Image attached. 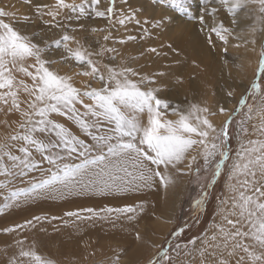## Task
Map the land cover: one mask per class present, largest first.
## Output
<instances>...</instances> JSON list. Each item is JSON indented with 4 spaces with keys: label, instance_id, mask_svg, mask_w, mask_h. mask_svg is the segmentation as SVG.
I'll list each match as a JSON object with an SVG mask.
<instances>
[{
    "label": "snow or ice",
    "instance_id": "1",
    "mask_svg": "<svg viewBox=\"0 0 264 264\" xmlns=\"http://www.w3.org/2000/svg\"><path fill=\"white\" fill-rule=\"evenodd\" d=\"M24 2L47 30L55 29L59 36L41 43L36 32L27 34L14 26L21 21L32 24L30 15L17 17L16 12L0 8V114L5 116L0 124L11 129L0 137V192L7 191L0 213L41 199L141 192L156 184L168 188L185 173L195 174L199 182L202 169L214 182L227 167L226 186L217 197L210 227L187 241H180L185 228L176 229L171 235L180 242L154 245L157 251L143 264H264V0H203L195 13L185 0H170L175 12L162 10L151 19L141 18L142 9L117 7L116 0H108L106 6L101 0ZM124 3L128 5V0ZM220 9L232 17V25L238 23L240 12L251 23L237 32L217 19ZM178 12L199 25L210 48L216 47L213 34L223 43L225 65L230 38L237 41L233 47L251 44L256 53V37L262 34L253 79L236 107L218 105V113L225 117L219 126L210 118L217 112L206 103L181 106L161 98L164 72H144L132 66L133 58L114 63L121 54L109 42L125 45L138 38L139 34L129 32V25L140 29L143 40L152 36V30L166 27L165 21H172ZM82 18L106 21L105 26L90 29L93 34L103 33L93 41L96 48L75 35L87 31ZM246 33L250 38H245ZM164 47L180 55L171 44H161L159 51L148 47L140 55L166 57ZM53 50L60 53L59 61L50 58ZM106 54L109 62H104ZM58 62H75L78 71L61 73L53 67ZM81 76L87 79L77 84ZM96 81L100 86H94ZM234 92L227 91V97ZM12 115L19 119L10 121L7 117ZM230 126L238 144L234 152ZM17 178L24 186L13 185ZM201 186L194 201L197 208L203 207L210 184ZM144 207L140 201L119 207H78L62 216L41 213L0 232H23L57 220L76 228L85 222L133 221ZM27 239L14 240L17 251L8 264H56L34 242L25 246ZM107 264H120V255Z\"/></svg>",
    "mask_w": 264,
    "mask_h": 264
},
{
    "label": "bare ground",
    "instance_id": "2",
    "mask_svg": "<svg viewBox=\"0 0 264 264\" xmlns=\"http://www.w3.org/2000/svg\"><path fill=\"white\" fill-rule=\"evenodd\" d=\"M107 2L108 0H101L102 6H106ZM35 3L47 2L46 0H33V4ZM185 3L193 13L200 6H197V0H185ZM20 4L28 5L24 0H20ZM129 5L133 8L142 9L140 12L142 19L159 17L162 10L175 12L163 0H128V5L124 3V0H116L117 7ZM28 11L34 14L32 7ZM219 13L220 20L224 22L225 26L235 27L237 32L240 29H245L246 25L251 23L250 20L244 18V12L237 15L238 23L236 25H232V17L224 9H220ZM97 19H81L80 23L85 25L87 31H77L75 35L82 42L88 44V40L96 39L97 35L90 31L91 27H97L103 23L105 26V20L103 23H99ZM208 19L209 17H206V20ZM165 23L166 27L152 30V36L143 40L139 39V35H142L139 28H134L132 25L128 26L131 34H139L137 40L125 44L129 47V58H133L131 60L132 66H138L142 71L148 73H165L160 78L161 82L166 85L160 93L161 98L176 100L180 96L187 99V103L183 106L189 102H199L201 104L206 103L212 110L218 108L219 104L225 108L233 109L253 78L262 34H257L256 37V53L251 51V44L247 47H233L232 45L236 44L237 41L230 38L228 55L224 57L229 60V63L225 65L221 58L223 43L218 41L213 34L216 47L215 49L210 48L206 42L205 34L198 31L199 25L189 21L185 13H176L172 21H165ZM19 24L22 25V22ZM16 25L18 24L15 23L14 26L16 27ZM120 33H123V29L120 30ZM120 33H113V35ZM245 38H250V34L246 33ZM161 44L165 46L171 44L180 55H176L167 47L162 49L168 53L166 57L148 53L143 56L140 55L148 47H157L158 51L161 50ZM58 56L59 53L57 52L51 53L50 58L54 59ZM177 60L181 63H175ZM53 67L60 71L57 63ZM77 69L78 66L75 62H69L64 63V72H60L71 74ZM177 77L180 79L178 80ZM79 80L78 77L77 84H79ZM94 86H100V82H95ZM232 89H235L234 96L228 98L226 93ZM2 116L3 114H0L1 121L5 118H1ZM169 118L174 117L169 116ZM210 118L213 123H216L214 122L215 118ZM58 119L62 120V118ZM224 119L223 115L220 116V122L216 125L219 126ZM72 127L74 131L78 132L75 126ZM78 134L83 137L82 133ZM188 175L189 173H185L177 176L175 184L168 188L156 184L141 192H126L107 196H72L63 201L41 199L22 203L17 208H9L8 214L15 217V220L12 221L15 224L41 213H46L49 216H62L64 211L78 207H103L104 205L119 207L140 201H143L145 206L144 212L138 213L133 221L118 219L107 222H85L80 224L79 228L71 225L65 226L59 220L51 223L45 221L36 229H28L18 233L2 232L0 233V264H8L9 257L17 251L13 247L14 240L21 237L28 238L25 246L34 242L40 253L47 244V248H49L56 241L59 248L56 251V255L59 254L56 256V264H107V261L115 254L120 255V264H143L157 250L154 245L163 244L165 237L169 234L181 210L182 189L186 187ZM61 204H64V211L59 206ZM215 218L216 215L212 222ZM137 233H139V239H137ZM52 240L54 241L52 242ZM50 241L52 244L50 243L49 246ZM53 254L54 252H52V256Z\"/></svg>",
    "mask_w": 264,
    "mask_h": 264
},
{
    "label": "rangeland",
    "instance_id": "3",
    "mask_svg": "<svg viewBox=\"0 0 264 264\" xmlns=\"http://www.w3.org/2000/svg\"><path fill=\"white\" fill-rule=\"evenodd\" d=\"M35 1H39V0H35ZM163 1L168 3L171 7L170 0H163ZM197 1H198L197 6H199L203 3V0H197ZM46 2L49 4H54L55 0H46ZM77 2H79V0H77ZM0 8H4L7 11L16 12L17 17L23 16L25 14L30 15L32 17V21H33L32 24H25L24 22L21 21L22 25H20L19 23H16V24H18V25H16V27L22 31H25L27 34H32V32H36L37 35H36L35 39L40 41L41 43H43L44 41H50L52 39L58 38V36H59V33L55 29H53L51 31L47 30L46 26H44L42 23H40V21L37 20L36 16L28 11L29 9L31 10V7L28 5L20 4V0H0ZM6 19H9V21L11 22L10 18H6ZM217 19L220 20V13L219 12L217 13ZM208 20L210 23V18ZM97 21L99 23L104 22L103 19H99V18L97 19ZM103 26H104V23L99 24L97 27H103ZM96 35L102 36L103 33H98ZM84 38H85V36H84ZM93 41L94 40H88V44H92L93 48H96V45L93 44ZM109 45L116 47L121 54L119 57H117V60L114 61V63H119L121 58H129L130 52H129L128 46H126V45L119 46L118 44L113 45L111 43H109ZM56 52L57 51H55V50L52 51V53H56ZM57 53H59V52H57ZM59 55H60V53H59ZM108 55H110V54H106V56L104 58V62H109L107 59ZM54 59H57L59 61V56L56 58L54 57ZM57 67L60 71L64 72V63L58 62ZM77 71H78V69H77ZM79 79L80 80L78 82H80L81 80L87 79V78L81 76V77H79ZM96 82H99V81H96ZM168 100L171 101L173 104H180L181 106H183L184 104L187 103V99L180 97V96H178V99H176V100H174L172 98H170ZM237 104H238V102L236 103V106H237ZM236 106H234V107H236ZM213 111L217 112V115L212 117L213 119L215 118L214 122H216V123H214V124H219V122H220L219 117L222 115H220L218 113V108L213 109ZM245 111H246V109H245ZM12 116H9L7 118L10 121L19 119V117L17 115H12ZM169 116H171V115H169ZM3 117H5V116L3 115L1 118H3ZM4 119L5 118H3L2 121ZM239 119H240V116L238 115L236 117V120H239ZM9 131H11L10 128L5 127L3 124L0 125V137H3ZM229 131H230V133L233 134L231 141H230V147L234 152L238 146L237 140L235 139V135H234L235 128L233 126H230ZM199 163L202 166L203 161L200 160ZM227 171H228L227 167L223 168L221 175L216 177L214 182L211 180L209 173L204 172L203 169L200 173L199 182H197V177L195 176V174L189 173V175L186 178V180H187L186 181V187H185V189H182V195H181L182 203H181V208H180L181 210L179 211V213L176 217V220H175L174 224L172 225V227L169 231V234L165 237L164 242H163V244H161V246H166L167 243L175 244V243L180 242V241H187V240L191 239L192 237H198L201 233H203L209 227V225L212 222L213 217L216 215V209H217V203H218L217 197L223 193L225 186H226ZM32 175H35V174H32ZM205 182L210 184V187H208V189H207L208 196L204 202L203 207L197 208L196 205L194 204V201L199 198V196L202 192V186L201 185ZM12 183L14 186H24V184H20V178H17V180L13 181ZM6 194H7L6 190L3 192H0V200H1L0 201V207L3 206L4 195H6ZM59 206L62 208L61 210L64 211V204H61ZM43 209L46 210V208H43ZM8 211H9V209H6L4 212L0 213V229H2L4 227L11 226V224H13L12 221L15 220V217L13 215L10 214L11 216H9ZM63 211H60V213H63ZM180 227H184L185 230H184L183 234L180 236V241H178L175 236L171 235V233ZM0 233H2V232H0ZM53 241L54 240H52V242ZM61 241L64 242V240H61ZM52 242L51 241L49 242V246L52 244ZM47 245H46V247L43 248V251L41 252V254L46 255V257L53 259L55 261L56 256L59 255V254L56 255V251L59 249L58 244L56 243V241L53 242V244L49 247L51 250H48L49 248H47L48 247ZM52 252H54L53 256H52Z\"/></svg>",
    "mask_w": 264,
    "mask_h": 264
}]
</instances>
